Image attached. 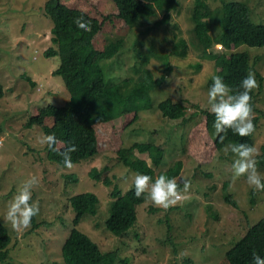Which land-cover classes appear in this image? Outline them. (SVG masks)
Returning <instances> with one entry per match:
<instances>
[{
  "label": "rangeland",
  "instance_id": "rangeland-1",
  "mask_svg": "<svg viewBox=\"0 0 264 264\" xmlns=\"http://www.w3.org/2000/svg\"><path fill=\"white\" fill-rule=\"evenodd\" d=\"M48 1L0 0V81L5 87L0 99V221L12 236L5 264H64L62 247L75 216L69 199L86 192L99 197L98 213L85 217L77 228L98 243L102 251L119 250L122 261L118 264H188L189 260L191 264H221L226 253L264 217V191L250 187L246 176L233 183L235 155L230 150L225 154L223 149L212 162L202 166L189 153L190 133L201 123L203 110H210L208 90L216 75L215 60L195 47V38L188 32L193 28L191 11L195 0H181L179 10L168 22H164V13L158 12L130 30L107 35L109 41L121 37L125 41L117 57L101 63L108 81L117 83L137 77L143 68L158 78L172 65L171 75L156 91L162 94L157 100L170 97L187 108L185 120L168 119L156 108L149 110L125 133L126 147L136 142H153L164 149L161 170L182 161L177 182L184 189L183 181L187 179L191 187L187 193L182 189L183 200L168 209L147 199L137 209L135 226L120 238L106 227L110 193L114 186L123 193L132 189L136 173L111 152L75 164L72 169L60 167L47 159L46 145L39 143L45 135L42 128L27 127L35 107L63 106L71 98L63 78L53 75L61 64V56L45 55L52 46L53 21L44 8ZM208 1L215 11L224 1L246 2L252 9V20L264 24V0ZM213 25V34L217 35L219 20ZM180 39H187L191 48L186 57L173 52ZM218 47L215 45L213 51H218ZM237 51L248 52L251 63L256 62L251 70L259 84L253 111L254 118L259 116L254 141L259 151L258 170L264 174V47L242 45ZM212 136L216 138L215 128ZM136 155L155 167L147 153L136 151ZM93 168L103 172L113 185L92 179ZM31 176L38 180L32 199L39 201L40 211L35 216L39 226L35 227L31 220L28 228L16 231L10 222H5L7 205L17 194L18 186ZM72 176H76V181H71ZM227 194L237 201L236 207L225 200Z\"/></svg>",
  "mask_w": 264,
  "mask_h": 264
},
{
  "label": "trees",
  "instance_id": "trees-1",
  "mask_svg": "<svg viewBox=\"0 0 264 264\" xmlns=\"http://www.w3.org/2000/svg\"><path fill=\"white\" fill-rule=\"evenodd\" d=\"M180 2L181 0H49L44 8L47 17L53 21L52 46L45 55L61 56V64L53 71V75L63 78L71 98L63 106L48 104L35 107L27 127L39 126L45 135L54 133L60 141L57 145L60 150L69 143H74L78 149L71 154L74 165L111 152L134 173L152 176V182L162 174L168 178H177L183 168L182 161H177L167 170H161L164 159V149L161 146L153 142H136L126 147L124 139L127 130L154 108L168 119L185 120L187 108L184 104L175 102L170 97L157 100L162 94L156 91L166 83L173 66L169 65L158 78L154 77L151 70L143 68L138 71L137 77H127L112 83L108 81L101 63L117 57L125 42L123 37L109 41L108 34L130 30L143 18L152 17L158 12H163L164 22H168L173 12L179 10ZM81 15L85 19H91L90 32L79 29L74 23V19ZM191 20L193 28L188 32L195 38L192 41L195 47H200L215 60V73L233 89L232 94L237 89L242 90L240 83L256 62L252 64L251 55L237 49L242 45L264 47V24L252 20V9L242 1H224L222 7L215 11L208 0H195ZM218 20L220 32L214 35L213 24ZM217 44L218 51H213ZM188 49H191L188 40L180 39L173 52L186 57ZM258 60L260 58L256 59ZM24 77L31 81L27 75ZM259 77L262 84V76ZM4 95L5 87L0 81V99ZM251 96L255 111L256 89ZM214 121V114L210 110H203L201 123L190 133L189 153L200 166L212 162L229 144L248 143L255 146L254 135L259 116L253 120L255 131L250 136L240 137L229 129L223 143L217 136L215 139L212 136ZM45 149L51 163L64 167L63 158L57 152L50 150L47 145ZM136 151L147 153L155 167L138 157ZM90 176L96 181H103L106 186L113 185L112 180L104 177L103 172L97 168L91 170ZM71 181H76V176H72ZM226 184L225 189L229 183ZM178 185L182 190L183 184ZM110 196L106 227L115 236L124 237L137 223V209L147 199L145 196H135V186L126 193L114 186ZM225 200L237 206V201L231 194H227ZM69 204L75 216L72 219V230L62 247L64 264L120 263L122 260L119 250L102 251L98 243L77 228L85 217L98 213L99 197L95 193L86 192L74 195L69 199ZM32 222L37 227L35 217ZM11 237L6 225L0 221V264L9 260ZM254 251L264 258V217L250 227L246 235L226 253L221 264H252ZM188 264H191L190 260Z\"/></svg>",
  "mask_w": 264,
  "mask_h": 264
},
{
  "label": "clouds",
  "instance_id": "clouds-1",
  "mask_svg": "<svg viewBox=\"0 0 264 264\" xmlns=\"http://www.w3.org/2000/svg\"><path fill=\"white\" fill-rule=\"evenodd\" d=\"M76 26L86 32L92 30L91 19H85L83 15L74 19ZM255 73L249 72L240 83V89L235 94L233 89L224 81V79L215 75L212 77V85L208 90V103L210 111L215 116L214 128L215 134L223 143L227 131L232 130L234 135L248 137L255 131L253 123L254 113L252 107L251 93L258 88ZM223 134V135H222ZM41 145L57 152L63 158L64 167L72 169L74 167L72 156L78 149L74 143H69L63 150L57 145L60 141L55 134L42 135L39 138ZM231 151L235 155L233 168V183L242 176H246L247 183L257 191H264V174L258 170L259 155L257 147L248 143H233L224 148L225 154ZM153 178L147 174H136L134 177L135 196L140 198L145 196L150 199L154 205L168 209L177 205L183 198L179 189L177 178H168L166 175H159L154 182ZM183 193H187L191 187V181L184 179ZM38 184L35 176L24 180L17 188V194L8 202L5 214V222H10L12 229L19 231L30 226L33 217L40 211L39 201H33L32 189ZM183 255V254H181ZM252 264H264V258H261L255 251L252 254Z\"/></svg>",
  "mask_w": 264,
  "mask_h": 264
}]
</instances>
